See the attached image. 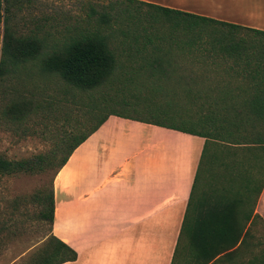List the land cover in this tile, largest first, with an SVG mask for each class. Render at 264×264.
I'll use <instances>...</instances> for the list:
<instances>
[{"label": "trees", "instance_id": "1", "mask_svg": "<svg viewBox=\"0 0 264 264\" xmlns=\"http://www.w3.org/2000/svg\"><path fill=\"white\" fill-rule=\"evenodd\" d=\"M121 1L133 5L134 8L129 6L120 8L118 3L109 5L98 14L93 27L61 44H53L46 53H43L38 41L14 40L5 28L2 54L7 59L1 60L0 74L6 63L38 60L39 71L42 74L57 77L65 85L76 90L91 91L107 83L113 84V75L118 67L117 61L123 55L126 60L128 59V66L123 65L120 68L134 69V72L147 70L152 76L158 71L165 72L166 57L172 56V53L183 54L184 51L189 54L197 53L204 63L216 69L222 67L224 73L229 76L242 74L249 76L251 72L257 76L264 71V69L250 68L247 50H245V45L250 43V37L240 35L244 29L240 26L134 0ZM141 7H146L147 11L142 12ZM2 22L5 23V20ZM231 87L232 85H225V92ZM258 88L255 87V89ZM218 90L219 86L215 91ZM211 102L212 107L207 109V115L200 122H204L205 127L209 129L199 131L190 127L165 125L158 121L133 118L114 109L109 110L110 104H112L110 106L126 108L128 107L126 103L102 100L93 105L89 115L96 116L102 111L105 114L97 119L96 124L88 132H81L80 124L84 121L78 122L71 130L64 131L58 136L54 148L46 155L39 154L19 161H9L0 157V176L19 173L37 175L52 171L54 178L73 151L97 131L111 115L202 137L205 143L180 235H185L188 239H209L208 242H192L191 246L195 249L197 256L201 254V261L199 259L198 264H217L225 255L246 245L244 237L248 235L249 229L245 230L243 224L239 225L229 218L235 216L237 205L243 202V195L233 197L226 191L227 187L233 184L232 179L242 182L247 190L250 178L253 179L252 183L257 182L253 176V169L260 167L261 170L262 164L257 163V160L264 163V133H256L253 130L258 126H264V98L234 101L215 97L211 99ZM59 103L61 100H56L54 97H45L42 100L33 97L22 99L8 107L6 116L14 122H21L31 115L36 119L47 120L48 116H44V113L50 114L53 107ZM251 144L256 148L252 149ZM59 155L60 158H58ZM251 158L255 161L254 165L250 164ZM55 159H58L57 162ZM222 174L226 176L221 177ZM202 175L206 186L212 184L207 182L209 177L212 179L217 176L218 181L223 180L226 185L221 184L223 189L220 193L209 194L202 190L195 204L192 202L193 193ZM53 178L48 192L35 197L37 202L43 205L39 218L48 223L50 234L42 246L31 255L28 264H64L77 260V253L52 235ZM263 183V178L257 182L256 194H260ZM207 204L218 205L219 210L223 211L199 210ZM193 206L195 209L198 208L197 219L188 223V212ZM223 214L224 221L221 220ZM201 216L207 218L202 220ZM235 247L236 249L233 250ZM258 264H264V256L258 260Z\"/></svg>", "mask_w": 264, "mask_h": 264}, {"label": "crops", "instance_id": "2", "mask_svg": "<svg viewBox=\"0 0 264 264\" xmlns=\"http://www.w3.org/2000/svg\"><path fill=\"white\" fill-rule=\"evenodd\" d=\"M134 1L244 28L240 35L250 37L245 45L250 68L264 69V0ZM218 77L212 83L220 84L219 99L264 98V71ZM225 85L232 87L225 92ZM254 131L264 133V126ZM204 143L199 136L109 116L53 178L52 235L77 253L76 261L64 264H198L201 254L191 243L209 239L180 232ZM257 163L262 166L253 169L255 182L264 179V163ZM193 207L188 223L197 219ZM219 208L207 204L199 210ZM235 213L230 220L249 229L244 237L249 251L240 247L235 260L252 264L259 255L257 239H264L255 232L264 229V183L251 214L238 207Z\"/></svg>", "mask_w": 264, "mask_h": 264}, {"label": "rangeland", "instance_id": "3", "mask_svg": "<svg viewBox=\"0 0 264 264\" xmlns=\"http://www.w3.org/2000/svg\"><path fill=\"white\" fill-rule=\"evenodd\" d=\"M116 3L120 8H134L121 0H0V63L7 59L2 54L5 28L14 40L38 41L43 53H46L53 44H61L93 27L98 14ZM141 11L146 12L147 8L141 7ZM172 54L164 59L167 61L165 72L158 71L152 76L147 70L134 72V69L120 68L128 66V59L123 55L117 61L113 84L107 83L91 91L76 90L57 77L42 74L38 60L6 63L0 74V157L19 161L39 154L46 155L54 148L58 136L71 130L78 122L84 121L80 124V131L88 132L105 114L102 111L96 116L89 115L93 105L102 100L126 103V108L110 104L109 110L114 109L133 118L199 131L209 129L204 122H200L207 115V109L212 107L211 99L216 97L215 90L220 86L212 81L227 74L222 67L216 69L204 63L197 53L184 51L183 54ZM32 97L39 100L54 97L61 103L55 105L50 114L44 113L48 116L47 120L36 119L33 115L21 122L8 119L6 111L13 102ZM53 176L52 171L37 175L19 173L0 176V264H28L31 255L49 236L48 223L39 218L43 205L35 197L48 192ZM231 181L233 184L227 187L226 192L234 197L244 191L238 211L251 214L256 191L253 179L250 178L248 190L237 179ZM207 182L212 184L206 186L203 175L199 177L193 203L197 204L202 190L213 194L223 189L221 184L224 181L219 182L218 176L209 177ZM255 232L264 238L263 228H256ZM257 241L259 255L251 260L252 264H258L264 256V239ZM246 250L249 251L245 245L240 251ZM238 252L225 255L218 263L248 264L241 259L235 260Z\"/></svg>", "mask_w": 264, "mask_h": 264}]
</instances>
